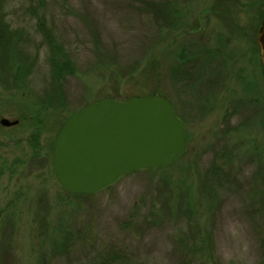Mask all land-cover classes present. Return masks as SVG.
Returning a JSON list of instances; mask_svg holds the SVG:
<instances>
[{
	"label": "rangeland",
	"instance_id": "1",
	"mask_svg": "<svg viewBox=\"0 0 264 264\" xmlns=\"http://www.w3.org/2000/svg\"><path fill=\"white\" fill-rule=\"evenodd\" d=\"M47 3L56 8L45 15L56 16L57 37L76 74L64 82L65 106L53 109L42 103L50 78L47 48L24 85L4 84L16 71L14 61L9 72L0 68V122L18 121L0 124V264H102L113 254L118 258L111 264H202L194 245L208 229L210 255L220 264H262L264 70L257 36L264 0ZM30 5L4 0L13 28L33 32ZM152 5L175 13L166 25L155 21L162 34ZM184 53L191 54L187 60ZM150 95L167 99L183 122V156L91 197L63 188L53 152L67 121L102 100ZM215 167L233 178L223 186L211 182L208 199L199 183ZM187 192L193 207L186 217L177 203ZM191 225L201 237L191 235ZM56 243L64 246L54 251Z\"/></svg>",
	"mask_w": 264,
	"mask_h": 264
},
{
	"label": "water",
	"instance_id": "2",
	"mask_svg": "<svg viewBox=\"0 0 264 264\" xmlns=\"http://www.w3.org/2000/svg\"><path fill=\"white\" fill-rule=\"evenodd\" d=\"M257 43L264 70V20ZM3 127L18 121L1 120ZM186 134L173 105L161 96L106 99L72 116L53 152L58 182L71 193L93 195L125 176L173 165L185 153Z\"/></svg>",
	"mask_w": 264,
	"mask_h": 264
},
{
	"label": "trees",
	"instance_id": "3",
	"mask_svg": "<svg viewBox=\"0 0 264 264\" xmlns=\"http://www.w3.org/2000/svg\"><path fill=\"white\" fill-rule=\"evenodd\" d=\"M29 2L31 5L28 8V14L34 16L37 19L36 27L33 29L32 33L23 27L13 28L11 26V24L6 20L7 17L4 13L5 11L3 10L4 0H0V68H6L9 72L12 61H14L16 66V71L14 72L13 76L10 73L6 74V79L8 81L4 84L11 88H15L17 84L21 85L23 81L27 80L28 75L32 71V67L37 62L39 57L38 55L44 48H47L49 50L47 62L50 68V78L46 80V87L43 89L44 94L42 96V103L50 108L59 109L64 107L66 102L64 82L66 80L68 81L70 77L75 76L76 67L70 56L67 55V51L64 50L62 43L57 37L60 29L58 24L55 25L57 20V18L55 19L56 16L53 14H49V17L47 14L45 15V12L54 11L56 8L54 10L50 9L51 6L48 5L47 0H29ZM34 3H37V5ZM153 7L154 9L152 8L150 10V16L154 21L153 25L157 28V32L162 34L161 31L163 27H161V25L157 24L155 21H158V19L162 18L164 21L161 20V23H165L166 25L167 21L171 22L173 14L175 15V13L168 7L166 11H164V9L162 10L160 5ZM155 16L156 19L154 20ZM168 24L169 23H167V26ZM36 37L40 41H36ZM32 49L34 52H32ZM192 50H194V47H191V49L188 50V53L192 52ZM188 53L187 56L184 53L181 58L187 60V58H189L188 55H191ZM176 68L174 69V74L176 72ZM24 84L25 83H23V85ZM36 138H31L33 139L34 143ZM231 177L233 178V176L225 173L224 170H220L218 167L210 169L205 173L203 181H200L199 183V193L202 195L203 193H206V197L210 199L214 197L212 196L214 194L212 187H209L211 186L210 183L212 182L214 185L223 186V183H227ZM70 194H72L74 197L82 196L74 193ZM83 196L91 197L93 195ZM190 199L191 195L189 192H187L182 194L179 203H177V211L180 214L181 212L184 213L186 217L190 211H192L191 209L193 207ZM191 227L192 229L190 233L192 236H202V232L200 231L201 229L196 227V225H191ZM206 232L207 235L205 237L199 238L197 245H194V248H196L198 253L201 255L202 264H220L217 259L213 258V255H210L211 252H213L211 229H208ZM60 245L62 246V244ZM61 246H57L56 243L54 245V251H59V248H62L64 245L62 247ZM262 248L264 250V240L262 241ZM116 258H118V256L113 254L109 261L108 259H104L102 264H111L114 262V260H116ZM262 264H264V254L262 257Z\"/></svg>",
	"mask_w": 264,
	"mask_h": 264
}]
</instances>
